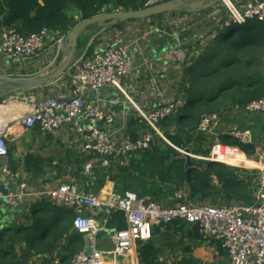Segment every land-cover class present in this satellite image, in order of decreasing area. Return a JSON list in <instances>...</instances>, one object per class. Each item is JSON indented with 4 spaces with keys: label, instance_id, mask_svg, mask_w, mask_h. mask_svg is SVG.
I'll return each mask as SVG.
<instances>
[{
    "label": "crops",
    "instance_id": "obj_1",
    "mask_svg": "<svg viewBox=\"0 0 264 264\" xmlns=\"http://www.w3.org/2000/svg\"><path fill=\"white\" fill-rule=\"evenodd\" d=\"M229 1L241 10L252 5L256 0ZM223 15L224 11L218 4L201 14H165L159 18L126 22L121 28L116 27L114 23L95 24L86 28L79 36L80 54L76 57V51L72 62L78 60L83 54L91 56L94 52H102L108 45L121 42L126 38L141 37L139 47L132 49L129 53L133 67L130 75L120 79L117 88L106 87L98 95L88 94L84 99L88 103L98 105L99 110L104 114H113V123L107 127L103 126V129L116 143L126 137L135 140L144 132L151 131L153 139L150 144V155H146L147 153L131 155L129 160L126 159L124 167L112 164L110 167L112 169L105 176L100 174L104 169L95 168L93 178L87 180L81 175V171L91 156L81 152L80 139L71 131L62 128L54 134L43 135L37 130H25L11 123V118L16 117L23 110L19 106H26L24 102L29 99L40 100L47 96L60 97L61 89L71 84L74 70L70 67L61 77L46 87H40L31 92L16 93L4 99L3 105L11 104V106L1 111L0 117L2 116L10 124L6 140L8 147H13L11 158L13 165L10 167L9 157L3 159L2 164L8 166L11 172L19 174L20 180L26 186L37 185L40 182L57 185L74 179L82 190L98 194L101 197L100 200H104L112 192L133 193L147 202L154 201L164 206H172L175 202L173 195L169 194L171 192L169 188L173 189L175 186L159 179L157 173L150 176L151 168L157 164L156 151L164 150L167 146L184 156L188 155L190 160L198 159L201 157L193 154L195 150L201 148L203 151L209 149L213 143H220L222 137L228 136L232 127L250 131L253 145L259 151L261 131L264 127V113H245L233 109V106H229L228 103H224L219 108L220 121L217 127L205 135L197 134L196 129L185 134L191 127H194V124L191 126L190 120H182L180 117L181 110L187 107L188 103L179 107L170 117L159 122L155 130L142 120L144 115L156 107L181 99L182 93H185L191 80L190 76L199 68L198 59L210 46L209 17L214 16L219 19ZM212 32L213 29H211ZM172 34L180 37L188 36L194 38V41L177 48L171 37ZM52 37L55 38L50 35V38ZM61 47L55 46L48 39L37 57L31 60H15L0 56V77L29 79L48 74L59 65L64 56V50ZM53 62L55 64L50 67ZM1 101L0 105H2ZM169 136L183 137V140L180 139L182 143L186 138H190L191 144L184 147L179 146L172 142ZM203 137L207 140L199 142L198 139ZM186 150L189 151L188 154ZM236 150L243 155L236 156L235 160L240 166L236 168L256 171V155L247 158L239 149ZM28 157H32L33 161L28 162L30 159ZM120 168L126 169L121 170ZM140 169L142 173H145L144 177ZM214 182L218 183L216 179ZM14 183L9 185L11 192L17 191L19 186L16 182ZM241 187L248 188L253 194L252 186L241 185ZM181 189L186 188H179ZM207 204L214 206L209 202ZM228 204L230 202L227 201L225 206ZM216 207H223V205ZM56 209L64 210L66 212L64 217H72L69 210L56 207L47 200L25 199L15 210H7L20 214L13 220L18 234L13 238L15 245L12 249L13 254H3L0 264H30L38 258L49 256L50 253L34 255L29 251L24 240L25 231L32 227L37 217H43V219L54 217ZM64 236L54 248L61 254L63 248L69 245L68 236L65 238ZM10 239H12L10 236L6 242L1 239L3 253L11 243ZM144 243L134 248V253L138 254V264H201L202 260L206 264L204 260L207 255L212 256V264H218L220 261L228 264L224 253H220L216 258L213 245L201 241L197 237L195 228L185 223L173 222L166 226H154L151 240ZM145 246L148 247L150 253H154L148 262L141 260L140 250ZM206 251L211 254L209 252L206 254ZM128 262L131 263V261Z\"/></svg>",
    "mask_w": 264,
    "mask_h": 264
},
{
    "label": "built area",
    "instance_id": "obj_2",
    "mask_svg": "<svg viewBox=\"0 0 264 264\" xmlns=\"http://www.w3.org/2000/svg\"><path fill=\"white\" fill-rule=\"evenodd\" d=\"M166 1L169 0H145L143 8ZM219 5L224 11L225 19L220 25L223 16L219 19L210 16L211 29L218 27L223 30L229 25H240L247 20L264 22V0H256L241 10L229 0H220ZM211 29L209 38L213 40L216 32L211 33ZM70 30L64 32L43 29L38 33L21 35L13 28H4L0 31V56L31 60L37 57L48 39L55 46L63 47L65 36ZM50 35L55 38H50ZM171 37L177 48L194 41V38L180 37L177 34H172ZM140 40L141 37H129L108 45L102 52H94L91 56L83 54L71 63L70 67L74 70L71 84L61 89L60 97L29 99L24 102L26 106L21 105V113L11 118V123L25 130L38 128L43 135L54 134L62 128L71 131L80 139L81 152L91 156L81 171V175L87 180L93 178L95 168L108 169L112 164L124 167L126 159L129 160L131 155L150 150L152 132L146 131L135 140L126 137L116 143L103 129V126L107 127L113 123V114H104L98 105L88 103L84 98L88 94L98 95L106 87L117 88L120 79L130 75L133 67L129 53L139 47ZM1 102L2 105L5 103L4 100ZM186 103V95L182 93L181 99L156 107L144 115L142 120L155 130L159 122L170 117ZM233 109L245 113H264V97L241 107L234 105ZM0 118V202L3 201L4 206L10 210L25 199L47 200L56 207L69 210L72 213L71 231L80 235L83 248L65 264H119V259L138 264V254L134 253V248L152 238L154 226H166L173 222L194 227L201 241L213 245L215 257L217 258L221 251L225 254L228 264H264V127L261 131V148L255 151L257 179L253 189L254 201L251 204L230 203L216 207L189 200L185 191L178 190L173 194L175 203L172 206H164L154 201L147 202L133 193L112 192L104 200H100L98 194L82 190L74 179L57 185L40 182L26 186L20 180L19 174L11 172L8 166L1 162L7 158L6 136L10 124L2 116ZM219 121L218 112L202 113L196 132L205 135L217 127ZM81 123H84V127ZM98 123L102 125L99 126ZM228 136L242 145H253L252 135L248 130L232 127ZM236 149L213 143L209 158L216 160L220 165L234 167L226 164L225 159L228 151ZM17 181H21L17 191L11 192L9 185ZM114 212L123 215L125 226L121 230L107 228ZM99 236L108 241L109 249L99 248ZM30 264L64 263L61 253L56 250Z\"/></svg>",
    "mask_w": 264,
    "mask_h": 264
},
{
    "label": "trees",
    "instance_id": "obj_3",
    "mask_svg": "<svg viewBox=\"0 0 264 264\" xmlns=\"http://www.w3.org/2000/svg\"><path fill=\"white\" fill-rule=\"evenodd\" d=\"M144 2L145 0H0V28H13L21 35L38 33L43 29L65 32L79 22L103 13L141 9ZM224 19L223 16L220 25ZM114 24L120 26L123 23ZM213 32H216V36L198 59L199 68L190 76L191 80L184 91L188 106L181 110L180 117L182 120H190L191 126L194 124L185 134L196 129L202 113L218 112L224 103L241 107L264 97V22L247 20L240 25L232 24L227 30L214 27ZM80 48L77 41L76 51ZM32 130L42 134L38 128ZM169 139L183 147L191 144L190 138H186L183 143L180 142L183 137L169 136ZM202 140L207 139H198L199 142ZM220 144L239 149L247 158L254 156L256 151L254 145H242L229 136L222 137ZM209 151L210 147L203 151L201 148L195 150L193 154L201 158L191 159L186 170V157L166 146L164 150L156 151L157 164L151 168L150 176L157 173L159 179L173 184L175 187L169 188L170 195L183 187L186 189L181 190L187 193L189 200L225 206L227 201L232 202L229 191L237 188L242 201L240 203L251 204L254 201L252 191L240 186L249 185L254 189L257 171L224 165L213 168L214 165L208 161ZM12 152L13 147H8L10 167L13 165ZM149 152L150 150L140 154L150 155ZM227 155L226 164L239 166L235 160L236 156H243L239 151H228ZM28 158V162L33 161L32 157ZM111 169H104L100 174L105 176ZM139 171L142 173L141 169ZM65 214L64 210L56 209L54 217H37L32 227L25 231L24 240L31 253H53L64 235L68 236L69 245L63 248L62 263H67L71 256L82 250L80 235L71 231V217H64ZM124 226L122 213H112L107 228L121 230ZM14 237L10 239L11 245H8L3 254H13ZM140 251L142 262H148L154 256L146 246Z\"/></svg>",
    "mask_w": 264,
    "mask_h": 264
},
{
    "label": "water",
    "instance_id": "obj_4",
    "mask_svg": "<svg viewBox=\"0 0 264 264\" xmlns=\"http://www.w3.org/2000/svg\"><path fill=\"white\" fill-rule=\"evenodd\" d=\"M218 4H220V0H169L159 5L137 10L111 11L97 15L88 20L81 21L66 34L63 46L64 56L59 65L52 72L29 79H7L0 77V99L4 100L3 98H8L16 93L31 92L37 88L46 87L61 77L71 66L76 52L79 36L85 31L86 28L92 25L104 22H114L120 24L131 21L146 20L165 14H201L212 9ZM231 26L232 25H229L224 29H228ZM100 124L101 123H98L97 125ZM185 152L187 154L189 153L188 150ZM185 157L186 169L191 160L188 155H185ZM208 161H210L213 165H219V162L212 158H209ZM20 182L21 181H17L16 185H20ZM6 212L8 213L9 211Z\"/></svg>",
    "mask_w": 264,
    "mask_h": 264
},
{
    "label": "rangeland",
    "instance_id": "obj_5",
    "mask_svg": "<svg viewBox=\"0 0 264 264\" xmlns=\"http://www.w3.org/2000/svg\"><path fill=\"white\" fill-rule=\"evenodd\" d=\"M107 23H114V22H104V23H99V24H105V25H109V24H107ZM123 24H125V23H123ZM123 24L122 25H120V26H116V27H118V28H121L122 26H123ZM223 30H227V29H223ZM225 34V32L224 33H222V35L221 36H223ZM80 54V50H78L77 52H76V57L78 56ZM79 57V56H78ZM198 66V65H197ZM3 99H6V98H3ZM1 100V99H0ZM81 126H83L84 127V123H81ZM58 159V158H57ZM3 162V161H2ZM220 165V164H219ZM225 166V165H224ZM218 167V165H214L213 166V168H217ZM228 167V166H227ZM234 167H237V166H234ZM218 170V169H217ZM187 176V174H185V177ZM32 178V177H31ZM14 185H15V183H14ZM241 187V186H240ZM230 197H231V201L233 202V203H235V204H238V203H240V202H242L241 201V197H240V193H239V190L237 189V188H233V189H231L230 191ZM4 202L3 201H1L0 202V236L2 237H0L1 239H3L4 240V242H6V240H7V238H8V240H9V236L10 237H12V236H16L17 234H18V232H17V229H16V227H15V225H14V222H13V220H14V217H18V216H20V214L19 213H16L15 214V212H13V211H10V212H6L7 210H9L8 208H6L5 206H4V204H3ZM10 210H15V208H12V209H10ZM13 226V229H11V227ZM9 242V241H8ZM7 244V243H6ZM139 244H142V243H139ZM138 244V245H139ZM143 244H145V243H143ZM11 245V244H10ZM14 247H15V245H14V243L12 244ZM3 246V245H2ZM1 244H0V258L2 257V255H3V251L2 250H4V249H2L1 250ZM99 248H101V249H109L110 248V245H109V243H108V241L103 237V236H99ZM207 252H209V251H206L205 253L207 254ZM210 253V252H209ZM211 254V253H210ZM214 257V256H213ZM214 260L216 261V258L214 257ZM213 260V261H214ZM119 261V264H131L130 262H128V260H124V261H121V259H119L118 260ZM204 262L206 263V264H212V256L211 255H207V256H205V260H204ZM216 262H218V261H216ZM201 264H204L203 263V260H202V262H201ZM218 264H224V263H222L221 261L218 263Z\"/></svg>",
    "mask_w": 264,
    "mask_h": 264
},
{
    "label": "bare ground",
    "instance_id": "obj_6",
    "mask_svg": "<svg viewBox=\"0 0 264 264\" xmlns=\"http://www.w3.org/2000/svg\"><path fill=\"white\" fill-rule=\"evenodd\" d=\"M10 106H11V104H8L7 106H6V105H0V112H1V111H5V110L8 109ZM19 107H22V106H19ZM256 167H257V164H256Z\"/></svg>",
    "mask_w": 264,
    "mask_h": 264
}]
</instances>
